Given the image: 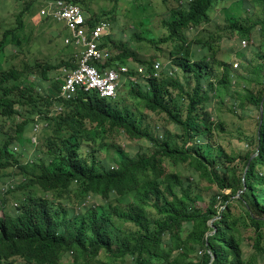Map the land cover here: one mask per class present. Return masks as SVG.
<instances>
[{"label":"trees","instance_id":"obj_1","mask_svg":"<svg viewBox=\"0 0 264 264\" xmlns=\"http://www.w3.org/2000/svg\"><path fill=\"white\" fill-rule=\"evenodd\" d=\"M67 1L79 6L87 27H93L115 17L114 8L95 14L93 4L122 0ZM142 1L148 4L142 9L147 10L151 0ZM161 1L163 5L172 1L175 7L164 12L165 33L160 39L140 35L134 25L128 43L115 41L111 33L101 40V47L110 53L106 66L129 69L114 99L83 91L71 100L59 96L61 70L76 67L75 51L68 45L65 58L56 65L28 58L17 66L2 67L6 48L19 46L16 33L22 29L23 14L33 11V2L25 5L11 29L2 33L0 22V182L22 177L16 183L10 179L12 188L5 192L0 189V264H64L68 253L72 264H92L100 254L104 260L99 264H264L245 261L242 252L249 231L255 251L264 255L260 247L264 241V42L252 56L239 54L244 62L232 70L217 58L220 44L213 34H197L194 42L187 41L190 31L213 22L214 13L220 12L223 30L251 46L254 29L264 39V0ZM253 6L260 8L262 18L253 19ZM150 22L146 17L138 24ZM133 41L169 45L166 58L171 68L160 60L140 58L129 46ZM156 61L162 66L159 78H143L135 70L144 66L149 74ZM31 76L35 81H29ZM233 80L241 85L234 90L233 101L238 103L233 106L242 111L247 105L256 106L258 111L254 149L238 159L240 169L231 166L237 157L217 141L223 124L214 122L206 110L217 87L233 92ZM43 82L49 85L44 87ZM123 88L131 104H123ZM25 107L28 117L20 120ZM138 107L164 115L179 134L154 136L143 128ZM31 122L44 132L42 148L24 159V144L35 145L24 137ZM112 134L144 140L152 151L148 155L140 150L131 158L117 148L106 165L101 151ZM185 164L189 172L183 178L179 168ZM197 180L217 190L204 209L197 205ZM72 197L68 208L66 201ZM87 198H98L99 203L86 204ZM13 203L14 211H7ZM194 253L200 255L193 258Z\"/></svg>","mask_w":264,"mask_h":264},{"label":"rangeland","instance_id":"obj_2","mask_svg":"<svg viewBox=\"0 0 264 264\" xmlns=\"http://www.w3.org/2000/svg\"><path fill=\"white\" fill-rule=\"evenodd\" d=\"M31 2H33L32 9L34 12L28 11L23 14V17L21 18L22 29L16 33L19 40V46H13L10 44L5 50L6 58L4 59V64L1 66L6 67L9 63L6 69L10 68L12 65L17 66L21 63V61H26L28 58L37 59L42 64L49 63L53 65L58 64L60 60L65 58V51H67V48L63 43V39L69 34L67 29L62 27V23H56L52 21V19H47L45 15H41L38 11L39 6L37 3L35 5L34 0H0L1 32L3 33V31L14 27L17 16L23 10L25 5L27 3L31 4ZM147 5L146 1L142 0H122L117 3L114 1H99L98 4L92 5V9L95 14H98L102 8H105L106 10L114 8L115 17L109 22L111 28L109 33H111L115 41H120L125 44L128 43L132 27L134 25L139 26L137 32L145 37L153 35L154 38L160 39V37L163 36V33H165L162 28V19L164 16L167 17V15H164V12L166 9H173L175 4L172 1H169L167 4L163 5L161 0H151L147 10L142 9ZM250 10V15H252L253 19L262 18V13L258 6H253ZM30 13L33 14L30 15ZM214 15V17L212 16L213 22L209 24H202L196 30L194 29L190 31L187 34V41L194 42V37L197 34L201 36H206V32L209 35L213 34L215 42L220 44L217 58L225 60L231 66L234 63H238L239 68L241 61H243V59L239 58V54H244L246 57L252 56L251 53H253V49L257 50L258 46L264 42L263 35H261L258 29H254L251 35L253 43L249 47L248 44L246 47H243L241 44L242 40L237 34L229 36L228 33L223 30L224 22L222 14L220 12H216ZM146 17L151 18L150 23L145 25L138 24L141 23V21H145ZM129 46L136 48L140 58L145 60H160L163 63V66H167L169 69L171 68V66L168 65V60L166 58L167 53L171 49L169 45L153 46L133 41L129 43ZM175 73L179 77L182 76V72L179 70ZM242 75L245 74L243 73ZM34 79H36L35 76L29 77V81L31 82L35 81ZM231 83L233 92L226 93L223 89L217 87V92L211 95L210 101L206 104V110L212 115V120L214 122H221L223 124L224 132H220V135L217 137V141L219 145L227 151V153L233 154L237 157L231 166L234 165L240 169L241 166L238 159L244 158L249 152H251L252 149H254L253 137L256 129L258 111L256 106L247 105L244 111L233 106L235 103H238L236 99L235 102L233 101L235 98L234 90L239 91L238 88L241 89V85L237 86V82H235V80ZM41 84L44 87H47L49 82H43ZM240 84L243 85V83ZM248 87L249 89H252L253 86L248 85ZM255 89L257 88L255 87ZM123 93H125L123 104H131L133 101L131 100V96L128 91L125 89ZM27 111V107L21 109L20 120L28 117ZM137 115L142 118L143 128H146L154 136L158 135L159 137H162L164 134H169L174 137L179 134V131L174 129V126L166 120L164 115H156L154 113L151 114L142 107H138ZM34 117H37V115ZM32 132L33 124L31 122L28 124L24 137L31 139ZM43 134L44 132L42 131L38 132L37 138L39 139L36 145H29L28 143L24 144L22 148L24 159L30 158L31 151L33 152L37 149L41 150V140L42 137H44ZM105 143L108 147H104L102 149L101 156L106 165L110 164V159L116 153L117 148L123 150L131 158H135L140 150H145V154L148 155L151 153L150 151H152L149 148V144H147L144 140L130 141L124 134H112L106 138ZM165 165L167 169H169L168 165L170 164L166 162ZM187 167L185 164L179 168L183 178H185L189 172L187 171ZM171 169L174 170L173 167H171ZM10 179L16 183L19 180L21 181L22 177L17 175L3 179V182H0V189H2L5 183L9 184ZM196 185L197 192L200 196V200L197 205L201 209H204L208 204L210 196L216 193L217 190L215 186L209 185L205 181L197 180ZM74 188L75 185L72 186V190H74ZM224 193L229 194V191H225ZM11 196L12 195L8 198L10 199ZM70 199L71 200L66 201L68 208H71L73 205L72 203L74 202L73 197ZM85 202L86 204H97L99 203V200L98 198H87ZM11 205L7 207V211L13 212L14 207H11ZM220 205L221 203L219 202L217 206ZM76 207L77 206H73V208ZM247 232L248 233L244 234V241L242 243V252L245 261L254 259L257 263H264V255L261 256L257 251H255L253 247V240L251 239L252 234L249 231ZM260 247L264 249V241L261 242ZM198 255L200 254L194 253L192 257L194 258ZM72 257L73 256L70 253L64 255V264H72ZM103 260V255L100 254L99 257H97L96 262L94 261L92 264H99V262ZM81 262L82 261L79 263L81 264Z\"/></svg>","mask_w":264,"mask_h":264},{"label":"built area","instance_id":"obj_3","mask_svg":"<svg viewBox=\"0 0 264 264\" xmlns=\"http://www.w3.org/2000/svg\"><path fill=\"white\" fill-rule=\"evenodd\" d=\"M42 3L41 15H45L56 22L62 23L68 31L64 37V45L74 49L75 68L64 67L60 75L59 96L64 100L74 99L78 92H95L102 99H114L117 90L125 81L129 69L125 65L108 67L110 53L101 47V40L109 34L110 24L99 21L93 27H87L85 15L82 9L69 3L67 0H39ZM243 47L247 46L248 41L242 40ZM162 66L159 61L152 64L149 74H146L144 66H136L135 70L139 76L145 78H159ZM233 68H238L234 63ZM134 81V77L128 78ZM40 130L38 123L33 124V137L31 142L37 144V134ZM5 185L1 190L5 192L9 188ZM12 188V186H10ZM13 207L16 204L13 203ZM200 253V252H199Z\"/></svg>","mask_w":264,"mask_h":264},{"label":"water","instance_id":"obj_4","mask_svg":"<svg viewBox=\"0 0 264 264\" xmlns=\"http://www.w3.org/2000/svg\"><path fill=\"white\" fill-rule=\"evenodd\" d=\"M263 100H264V98H263ZM261 104H262V102H261ZM261 104H260V109H259V119H260V122H259V126H260V124H261V119H262V107H261ZM258 129H259V127H258ZM242 191H240L239 193H241ZM238 193V194H239Z\"/></svg>","mask_w":264,"mask_h":264},{"label":"clouds","instance_id":"obj_5","mask_svg":"<svg viewBox=\"0 0 264 264\" xmlns=\"http://www.w3.org/2000/svg\"><path fill=\"white\" fill-rule=\"evenodd\" d=\"M39 1V0H38ZM38 3H40V7H42V3L39 1ZM38 11L40 12V8L38 9ZM37 11V12H38ZM47 19H50L51 20V18H49V17H46ZM52 21H54V22H56L55 20H53L52 19ZM57 23V22H56ZM66 37V36H65ZM241 40H243V39H241ZM246 47V46H245ZM238 64V63H237ZM232 67V70H236L237 68H233V65L231 66Z\"/></svg>","mask_w":264,"mask_h":264},{"label":"crops","instance_id":"obj_6","mask_svg":"<svg viewBox=\"0 0 264 264\" xmlns=\"http://www.w3.org/2000/svg\"><path fill=\"white\" fill-rule=\"evenodd\" d=\"M38 9L40 8V3H38ZM38 13V12H37ZM56 24V23H55ZM62 27H64V25L62 26ZM65 28V27H64ZM0 214L2 215V211L0 210ZM1 217V216H0Z\"/></svg>","mask_w":264,"mask_h":264}]
</instances>
